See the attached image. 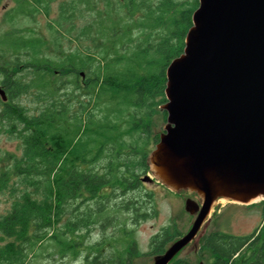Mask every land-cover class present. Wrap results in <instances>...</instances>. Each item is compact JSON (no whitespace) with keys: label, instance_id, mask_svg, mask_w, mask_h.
I'll use <instances>...</instances> for the list:
<instances>
[{"label":"trees","instance_id":"obj_1","mask_svg":"<svg viewBox=\"0 0 264 264\" xmlns=\"http://www.w3.org/2000/svg\"><path fill=\"white\" fill-rule=\"evenodd\" d=\"M52 1L56 0H15L9 19L41 11L48 15ZM197 7L198 0L61 2L56 32L62 23L82 17L85 8L90 21L76 33L93 47L58 58L44 55L43 40L33 34L0 39L4 52L0 88L6 96L3 100L0 95V126L21 143L20 156H12L11 165L0 170V191L14 196L9 210L0 216L4 239L0 264H28L29 254L44 240L52 242L51 256L76 258L81 242L75 235L82 237L78 230H88L94 223L112 224L111 214L132 213L133 224L156 214L153 205L150 213L134 200L115 207H109L108 200L115 188L121 194L143 189L141 176L149 172L148 146L159 140L158 134H151L150 119L166 102V69L183 53ZM72 29L71 25L68 30ZM8 53L12 58L5 60ZM20 54L26 57L20 59ZM31 91L45 102L32 113L19 101ZM64 95L67 99H62ZM78 95L87 101L77 100ZM71 99L77 100L78 110L70 107ZM144 195L152 203V192ZM254 205L262 206L263 219L264 200ZM114 225L121 238L132 236L123 227L125 221ZM181 235L172 220L150 237L146 254L162 253ZM200 245L210 253L209 264H264V222L248 234L208 232ZM90 248L94 251L84 256L82 264H133L143 254L133 238L121 245L120 253L105 241ZM175 257L169 264L185 263Z\"/></svg>","mask_w":264,"mask_h":264},{"label":"water","instance_id":"obj_2","mask_svg":"<svg viewBox=\"0 0 264 264\" xmlns=\"http://www.w3.org/2000/svg\"><path fill=\"white\" fill-rule=\"evenodd\" d=\"M165 96L145 180L197 200H185L195 215L189 230L152 264L196 246L219 199L264 200V0H198L183 53L166 69Z\"/></svg>","mask_w":264,"mask_h":264},{"label":"rangeland","instance_id":"obj_3","mask_svg":"<svg viewBox=\"0 0 264 264\" xmlns=\"http://www.w3.org/2000/svg\"><path fill=\"white\" fill-rule=\"evenodd\" d=\"M68 0H56L49 2V14L44 15L42 13H35L33 16H23L17 15L14 20L10 21L9 17L15 9V0H0V39L3 37H8L11 34H22L28 36L33 34L39 36L44 45L42 46V53L46 56L52 58H58L67 55L68 52L75 49H84L85 47L92 48V43L87 37L78 38L76 33L77 29L87 24L90 21V16L82 8L83 16L80 18H74L67 23H62V28L57 33L55 30V25L57 19H59L58 6L61 2H66ZM28 2V1H26ZM26 6V3H23ZM14 7L13 10H11ZM39 8V7H38ZM52 23V27L49 26ZM54 25V26H53ZM72 25L73 29L70 30ZM69 29V30H68ZM133 29V27H132ZM136 32V29H133ZM2 48V47H0ZM0 54H4L1 50ZM5 60H8L10 54L5 55ZM4 57V56H3ZM2 57V58H3ZM20 59L25 58L24 54H20ZM1 60V58H0ZM27 71V70H26ZM31 74L27 76L30 77ZM71 87V86H68ZM69 96V95H67ZM62 99H67L64 95ZM77 100L87 101V97L84 95H78ZM75 99H71L69 104L72 110L76 111L79 109L78 102ZM19 101L29 109V112L39 111L44 105V100H38L35 94L31 91L27 94L21 95ZM151 123V134H160L164 131V126L166 124V116L162 113L159 107L156 114L150 119ZM123 127V123H121ZM127 139V135L124 136ZM150 152L154 149L155 144L152 141L149 144ZM21 154V143L18 139L9 136L7 133L3 132L0 126V170L4 169L6 166L11 165V157H19ZM98 170L101 171L100 167ZM103 171V169H102ZM146 175L152 178V174L147 172L141 176L142 191L138 193V190H129L124 194H121L119 189L113 191V195L109 198V207L118 206L123 200H134L137 202V206L142 203V209L147 210L151 213L150 206L155 207L156 214L146 216L143 218H138L133 224L134 220L132 213H124L115 216L116 214H111L112 224H99L94 223L90 225L88 230L82 229L78 230L77 233L81 236L75 235L78 241L81 242L77 248L79 249V256L76 258L71 257V255H66L59 258L54 255L51 256L49 253L54 251L52 242L48 240L41 241L38 243L32 253L29 254L28 264H82V260L86 254L93 253V249L90 246L98 241H105L110 243V245L115 249L117 253L121 251V245L126 243L130 238H133L136 242L137 248L143 254L139 257L133 259V264H152L153 256L147 255L149 250V240L150 237L158 232L162 227L171 223L172 220L176 221L177 228L181 234L187 232L195 218L194 214L187 212L184 208L185 200L191 198L197 200L192 194L185 191L173 192L163 186L161 183L155 179L145 180ZM110 188L108 187L104 194L108 193ZM146 191L152 192V203L144 195ZM18 192L15 191L13 195ZM14 196H12L9 191H0V216L5 214L12 203ZM138 200V201H137ZM219 199L213 205V208L209 215L208 224L205 230V234L211 231L219 230L231 234H248L252 232L253 229L259 227L263 224L264 217L262 219V206L251 204H242L238 202L229 201L227 199ZM140 202V203H139ZM94 205L92 202H90ZM133 218V219H132ZM66 216L63 218V221ZM125 221V229L132 232V236L121 235L117 229L118 225L115 223ZM4 243L0 235V245ZM177 259H182L184 264H198L202 262L203 264H209L211 261L210 253L207 250L201 248L200 241L194 246L189 243L184 247L175 257Z\"/></svg>","mask_w":264,"mask_h":264},{"label":"bare ground","instance_id":"obj_4","mask_svg":"<svg viewBox=\"0 0 264 264\" xmlns=\"http://www.w3.org/2000/svg\"><path fill=\"white\" fill-rule=\"evenodd\" d=\"M221 201H223V200L221 199Z\"/></svg>","mask_w":264,"mask_h":264}]
</instances>
